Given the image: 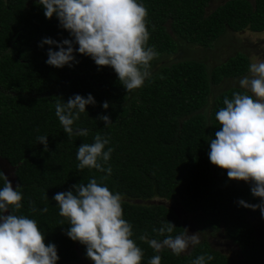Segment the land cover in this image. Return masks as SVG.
<instances>
[{
    "label": "trees",
    "instance_id": "1",
    "mask_svg": "<svg viewBox=\"0 0 264 264\" xmlns=\"http://www.w3.org/2000/svg\"><path fill=\"white\" fill-rule=\"evenodd\" d=\"M210 1L138 0L148 11V45L155 46L157 58L176 52L177 40L211 48L226 31L264 30V0H225L207 10ZM46 37L72 38L55 16L45 17L36 0H0V158L11 168L13 187L21 185L22 208L15 214L37 221L45 243L57 246V264H77L80 257L94 264L86 258V247L65 234L70 225L59 215L52 197L107 175L77 169V147L94 142L96 133L109 138L106 149H114L105 165L112 172L104 183L123 196L124 218L133 225L132 239L144 251L141 264H148L156 254L162 257L161 264H190L205 253L214 257L206 264H228L227 257L206 241L180 256L168 249L155 253L140 241L141 235L162 240L152 229L167 220L176 226L172 235L184 230L171 208L131 202L151 198L177 200L185 212L200 213L202 227L221 228L243 257L254 263L264 252V235L253 230V221L262 215L238 201L258 204L260 198L252 195L249 185L229 180L227 170L208 157L209 139L220 130L215 113L224 106L225 96L231 99L234 91H243L238 86L219 92L214 88L248 71L246 54L237 52L210 69L200 60L184 58L152 71L154 59L151 78L141 88L126 92L110 66L98 68L91 57L78 52L79 62L71 67L48 65L47 49L58 48L40 47ZM89 93L96 104L87 105L73 125L88 129V135L69 139L55 115V104ZM104 101L109 103L107 109L102 107ZM100 115H109L112 123L105 126ZM44 135L48 150L37 141ZM3 183L0 178V187ZM44 208L47 212L41 211Z\"/></svg>",
    "mask_w": 264,
    "mask_h": 264
},
{
    "label": "clouds",
    "instance_id": "2",
    "mask_svg": "<svg viewBox=\"0 0 264 264\" xmlns=\"http://www.w3.org/2000/svg\"><path fill=\"white\" fill-rule=\"evenodd\" d=\"M43 6L48 19L55 16L59 26L67 30L71 39L57 41L46 37L40 47L47 49L46 63L62 68L78 63L75 53L89 56L100 67L110 66L126 92L141 88L150 79L151 62L159 56L155 46H149L147 27L148 11L138 0H36ZM78 45V47H75ZM67 46V47H65ZM243 91H234L232 98H223V107L215 113L220 130L209 139L210 162L227 170L229 180L244 181L251 185L254 197L260 203L251 204L240 199V206L259 209L264 217V60H253L248 74L239 80ZM91 93L87 97L75 94L67 102L55 104V115L63 131L71 139L73 135L86 137L88 129L74 128V122L86 111L87 105L95 106ZM104 109L109 103L104 101ZM105 126L112 123L109 115H100ZM92 143L77 147V169H95L110 175L112 169L105 167L114 151L107 147L108 137L96 133ZM37 141L48 150L47 135ZM106 149V150H105ZM107 175L78 183L72 190L56 193L59 215L70 225L65 234L86 247V258L94 264H141L144 251L132 239L133 225L124 218L123 196L113 192L104 181ZM3 187H0V264H57L59 256L54 243H45L35 219L17 215L22 208L23 194L14 188L7 175L0 171ZM47 208L42 212H47ZM35 212V207L32 208ZM61 221V225H63ZM176 226L167 220L159 228H153L160 239L139 240L147 243L155 253L168 249L175 256L186 253L190 247L200 244V232L189 235L187 228L172 235ZM162 257L153 255L148 264H161ZM211 254H201L190 264H206L213 260Z\"/></svg>",
    "mask_w": 264,
    "mask_h": 264
},
{
    "label": "rangeland",
    "instance_id": "3",
    "mask_svg": "<svg viewBox=\"0 0 264 264\" xmlns=\"http://www.w3.org/2000/svg\"><path fill=\"white\" fill-rule=\"evenodd\" d=\"M225 0H212L210 1L207 10L213 9L218 4H221ZM177 50L172 54H164L155 59L152 71L162 64H170V62L180 59H193L200 60L206 65V68L210 69L216 64L225 61L228 57L233 56L237 52H243L249 59V64L253 60H264V30L260 32L250 31L244 29L238 32L226 31L224 34L214 42L211 48H202L198 45H188L184 41L177 40ZM248 74V71L235 79L223 81L220 86L214 88L219 92L230 86H238L239 80ZM212 99V93L208 98V104L203 108V111H207L208 106ZM0 168L3 173L7 175L8 179L13 185V177L11 176V168L0 158ZM240 184L251 185L244 181H238ZM259 198V197H258ZM131 202L141 204H162L168 208H171L183 228H187L188 234H194L200 232V241H206L209 246L228 259V264H248L241 257L238 247L233 244L223 233L221 229L212 231L206 227H202L200 224V213H188L182 210L177 200H164L161 198H151L148 200H131ZM257 226L256 235H263L264 233V217L260 216L256 221ZM190 247L187 252L191 249ZM186 252V253H187ZM77 264H89V260L82 257L79 258ZM255 264H264V252L256 258Z\"/></svg>",
    "mask_w": 264,
    "mask_h": 264
},
{
    "label": "flooded vegetation",
    "instance_id": "4",
    "mask_svg": "<svg viewBox=\"0 0 264 264\" xmlns=\"http://www.w3.org/2000/svg\"><path fill=\"white\" fill-rule=\"evenodd\" d=\"M259 218V217H258ZM257 218V219H258ZM257 219L255 220V221H253V230H254V234L256 233L255 231H256V229H255V227L257 226V224H256V221H257ZM218 229H221V228H218ZM217 229V230H218ZM222 230V229H221ZM213 231V230H212ZM214 231H216V230H214ZM222 233H223V231H222ZM224 234V233H223ZM225 235V234H224ZM263 235H264V233H263ZM234 244V243H233ZM236 245V244H235ZM237 246V245H236ZM238 247V246H237ZM238 250H239V247H238ZM239 253H240V257L245 261V262H247L248 264H252L253 263V261H248V259H245L244 257H243V254L240 252V250H239ZM260 255V254H259ZM257 258V257H256ZM228 260V259H227ZM228 263V262H227ZM256 263V261L253 263V264H255Z\"/></svg>",
    "mask_w": 264,
    "mask_h": 264
}]
</instances>
